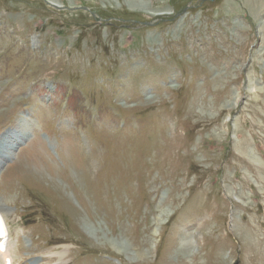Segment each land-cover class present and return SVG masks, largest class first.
Segmentation results:
<instances>
[{
	"label": "rangeland",
	"instance_id": "1",
	"mask_svg": "<svg viewBox=\"0 0 264 264\" xmlns=\"http://www.w3.org/2000/svg\"><path fill=\"white\" fill-rule=\"evenodd\" d=\"M0 209L13 264H264V0H0Z\"/></svg>",
	"mask_w": 264,
	"mask_h": 264
},
{
	"label": "bare ground",
	"instance_id": "2",
	"mask_svg": "<svg viewBox=\"0 0 264 264\" xmlns=\"http://www.w3.org/2000/svg\"><path fill=\"white\" fill-rule=\"evenodd\" d=\"M226 83V82H225ZM224 83V84H225ZM73 163V162H72ZM184 239H186V238H184ZM184 239H183V241H184ZM13 243V242H12ZM187 246H188V244H187V242H183L182 243V245H181V251L183 250V249H186L187 248ZM64 252V251H63ZM63 252H59V253H57V256H58V259L59 260H61L62 259V257L64 256V253ZM8 255H7V253H6V251L3 253V258L5 259L6 257H7Z\"/></svg>",
	"mask_w": 264,
	"mask_h": 264
},
{
	"label": "water",
	"instance_id": "3",
	"mask_svg": "<svg viewBox=\"0 0 264 264\" xmlns=\"http://www.w3.org/2000/svg\"><path fill=\"white\" fill-rule=\"evenodd\" d=\"M233 264H239V261L238 260H236Z\"/></svg>",
	"mask_w": 264,
	"mask_h": 264
}]
</instances>
